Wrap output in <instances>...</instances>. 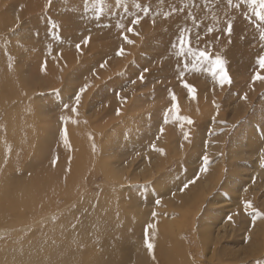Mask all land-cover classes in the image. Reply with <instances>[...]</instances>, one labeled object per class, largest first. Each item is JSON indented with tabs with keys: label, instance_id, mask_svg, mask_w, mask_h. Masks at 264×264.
<instances>
[{
	"label": "rangeland",
	"instance_id": "rangeland-1",
	"mask_svg": "<svg viewBox=\"0 0 264 264\" xmlns=\"http://www.w3.org/2000/svg\"><path fill=\"white\" fill-rule=\"evenodd\" d=\"M94 3L88 0L86 9L85 0H52V7L25 20L11 13L0 31V60L10 74L0 82V264H54L50 254L37 262L36 251L61 247L59 236L67 230L90 233L89 240L111 243L119 255L146 264H171L165 253L179 264H264V219L253 220L244 210L250 201L264 214V81L253 83L257 72L264 75L258 65L264 50L254 18H246L251 9L226 16V0L218 8L214 0H123L120 6L105 0L97 20ZM138 3L150 5V15ZM171 7L185 11L167 20L156 15ZM137 15L138 35L116 27L120 20L132 27ZM229 16L231 37L215 30ZM181 28L190 30L194 52L207 50L211 59L219 55L226 61L230 85L221 88L206 62L181 79L179 68L185 61L191 68L193 59L175 55ZM121 48L124 55H116ZM143 68L148 71L141 83ZM185 83L195 87L196 99ZM85 85L77 106L75 96ZM173 103L179 121L169 111ZM204 155L211 162L207 171ZM22 197L23 211L12 205ZM32 199L42 204L35 215L27 206ZM119 216L123 221L115 220ZM146 232L155 261L143 243ZM105 247L96 252L104 254Z\"/></svg>",
	"mask_w": 264,
	"mask_h": 264
},
{
	"label": "snow or ice",
	"instance_id": "snow-or-ice-1",
	"mask_svg": "<svg viewBox=\"0 0 264 264\" xmlns=\"http://www.w3.org/2000/svg\"><path fill=\"white\" fill-rule=\"evenodd\" d=\"M161 3H163V0H160ZM105 3V0H95V3L93 5L94 10L97 13V20H99L100 18V14L103 13V5ZM123 3V0H115V4L117 6H120ZM214 3L216 5V7L218 8L220 6V4L224 3V0H214ZM87 5H88V0H85V8L87 9ZM52 7V0H47V4H46V8H50ZM135 7L137 9H140L143 14L145 16L150 15L151 12V7L149 6H142L141 4H136ZM205 8H207V2L204 5ZM250 8L251 9V13L252 16L251 17H247V19L250 20V22L252 21V19L254 18L255 22H256V30L258 32V36H259V42H260V47L262 50H264V0H226V7L224 10V14L226 16L229 15V12H235V10H238L240 8ZM211 10V9H209ZM185 9L184 8H176V7H171L169 11H165V12H157L156 15L158 16H162L165 20H167L169 17L173 16L175 13L177 12H184ZM186 15L188 16L189 19H191L193 21L194 26H196L197 28L199 27L198 24H196V17L194 15V13L192 12H187ZM141 22V18L139 15L135 16L134 18L131 19L130 23L132 25V27H125L124 23L122 20H120L117 24L116 27L121 29L122 31H126L127 33H134L136 35H138V33L134 32V27L138 24H140ZM155 16L152 17V23L153 25H155ZM52 29H56L58 26L56 25V23L54 21L51 22L50 24ZM110 26V25H109ZM216 31L221 32L222 34H227L228 37H231L232 32H233V20H232V16H229L228 20L226 21V26L223 29H215ZM214 31L213 28H207L206 32L207 33H212ZM188 33V35H185V33ZM36 35L38 36L39 33H36ZM178 36V44H179V48L178 50L175 52V55L177 57H192V61H191V68L189 67V63L187 61L183 62V66L179 68L178 71V75L181 77V79H183L184 73L186 71L189 70H196L199 71L200 68L198 67V62L199 64L202 66L205 62L210 65V67L208 68V71L211 73V75L215 78L218 77V84L220 85L221 88H223L225 85H230L232 83L230 76L228 75L227 71L225 70V63L226 61L224 59L221 58V56L216 55L214 59H211L209 56V53L207 52V50L204 51H198V52H194L192 47L190 46L191 44V34H190V30H188L187 28H181L179 30V32L177 33ZM124 40L128 43V44H133L134 41L130 40L128 38L127 35H124ZM196 39L197 41H199L200 39V35L199 33H197L196 35ZM216 39H219V37H216ZM90 37H85L82 41V43L84 45H87L89 43ZM229 43H231V40L229 39L228 41ZM76 48L79 51L81 49V44L78 43L76 44ZM172 48L176 49L177 45L175 43L172 44ZM116 55L118 56H123L124 55V50L123 48H121ZM178 63H180V61L178 60ZM107 64V61H104V63H102L100 65V67H105ZM258 65L259 68L264 71V55H259L258 56ZM46 66H47V62L45 61L44 64V70H46ZM148 71L147 68H143L140 72V74L138 75L137 79L143 83L145 76L144 73H146ZM256 81H264V75H261L260 72H257L255 74V76L253 77V83H255ZM133 84L136 83V80H132L131 81ZM184 87L188 89V93L191 95L192 99H196V89L194 86L185 83ZM88 85H85L84 87L80 88L79 92L76 94L75 96V102L76 105L78 106L81 102V95L87 91ZM172 101L175 102L176 101V96L173 94L172 95ZM243 99L247 100V95H245L243 97ZM65 108L68 107V105H64ZM71 111L78 115L77 112V107H73L71 109ZM170 112H172L175 115L176 120H180L181 117L179 116V107L176 103H173V107L171 109H169ZM117 115H120V110H117ZM185 123L191 125L193 123V121L189 118H184ZM79 121H73V123H78ZM168 122V113H165V123ZM67 123V121H65V124ZM181 127H183V125H181ZM161 133L163 132V128H161ZM64 142L65 145L67 146L69 144V139H68V134H67V129L65 128L64 130ZM159 138V137H157ZM184 138L187 140L189 138V133L185 132L184 133ZM153 149L156 151H161V149H156L155 146L153 145ZM96 150L95 144H93V151ZM58 158L53 159L52 164L53 166L56 165ZM260 160H261V166L264 167V149L261 150L260 152ZM202 163H203V167H202V171H207V168L209 166V164L211 163L208 156L204 155L202 157ZM194 182V181H193ZM188 184L184 185V188H187ZM183 190V189H182ZM156 205H160L161 201L159 199H157L155 201ZM244 210L245 213L249 216L253 217V220H255L256 218H261L264 219V214L260 213L259 211H257L252 203L250 201H245L244 203ZM153 216H156L157 214L154 212L152 214ZM229 219L231 220L232 218L229 217ZM73 228H76V225H72ZM149 229H154L155 225L149 224L148 225ZM144 246L148 252V254L151 256L152 260L155 261L156 257L154 254V248L155 245L151 242V238L149 236V234L146 232L145 236H144Z\"/></svg>",
	"mask_w": 264,
	"mask_h": 264
},
{
	"label": "bare ground",
	"instance_id": "bare-ground-1",
	"mask_svg": "<svg viewBox=\"0 0 264 264\" xmlns=\"http://www.w3.org/2000/svg\"><path fill=\"white\" fill-rule=\"evenodd\" d=\"M36 1L37 0H0V31L2 29L6 28L5 23H6V19L8 18V15L11 16L13 14V16H14V14L16 13L18 15V17L15 16L14 19L17 18V20L19 21L23 16H24L23 19L25 20V16H27L29 14L34 15L37 11H42L43 9H46V7H43V5H42V0H40L39 2L37 1L38 3H36ZM3 10H5V11H3ZM21 13H23V15ZM45 16H49V15L45 14ZM35 19L36 18L34 16V18L31 19V21L34 23ZM12 23L15 25V27L18 26V24H16V21L12 22ZM9 27H11V25ZM7 31H9V29ZM12 58H14V57H12ZM11 71H12V69H11ZM18 72H19V69L17 68V73ZM22 74H23V72L20 71L19 76ZM9 75L10 74L7 73V70L4 67V64L0 60V82L1 83L6 82V79L8 78ZM24 195H25V193H24ZM21 199H22L21 202H17V201H19V200H17L12 205L17 206V209L23 211V208H24L23 197ZM20 204H22V205H20ZM45 204H47L46 201H45ZM27 206H29L28 208L31 211V212H29V214L35 215V214H37V212L41 208L42 204H40L39 201L32 199L31 204L27 205ZM121 218H122V216H119L115 220H120ZM39 219H41V218H39ZM120 221H123V220H120ZM111 222H112L111 219L107 218V220L105 221V224L110 225ZM203 230H204V232L205 231L207 232V230H205V229H203ZM86 234L90 235V233H82L79 230L78 231H73V230L65 231L62 236H59V238L62 242L61 247H60V245H58L59 247H53V245H52L51 247L47 248L46 250H37L36 251L37 256L39 257L37 262L41 258L45 259V257L48 254H50L51 256L56 258V260L53 261L54 264H129V263L130 264L131 263L143 264L147 261L146 259H141L142 260V262H141L140 259H135V258L132 260V257H130L127 253H125L124 255H119L120 254L119 247L109 248L108 246H110L111 243L110 244H108V243L103 244L101 242L96 241L95 237H93L94 241L89 240V238L86 236ZM165 234L164 233L161 234V235H163L162 239L165 238ZM56 241H59V239L56 238ZM45 243H44V246H45ZM104 246H107L104 248V254H100V253L96 252L97 249H101ZM78 247L84 248L86 254H84L83 249H80V252H82V253H79V251H76ZM178 254H179V252H178ZM120 256H122L123 258L120 259L119 258ZM165 256L171 264H179L180 259L177 258L178 260L175 261L173 259V255L171 253H167V254L165 253ZM73 257H76V258L74 259ZM47 258H49V256H47ZM181 259H183V258H181ZM45 260H48V259H45Z\"/></svg>",
	"mask_w": 264,
	"mask_h": 264
}]
</instances>
